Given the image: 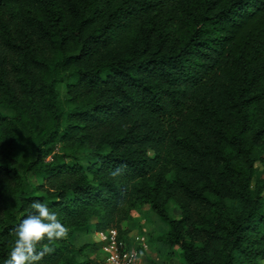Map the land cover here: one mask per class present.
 Wrapping results in <instances>:
<instances>
[{"label": "trees", "instance_id": "1", "mask_svg": "<svg viewBox=\"0 0 264 264\" xmlns=\"http://www.w3.org/2000/svg\"><path fill=\"white\" fill-rule=\"evenodd\" d=\"M34 201L42 264H107L71 240L133 247L144 207L185 264H261L264 0H0V264Z\"/></svg>", "mask_w": 264, "mask_h": 264}, {"label": "clouds", "instance_id": "2", "mask_svg": "<svg viewBox=\"0 0 264 264\" xmlns=\"http://www.w3.org/2000/svg\"><path fill=\"white\" fill-rule=\"evenodd\" d=\"M126 167L118 166L110 175L114 179L120 177ZM30 207L33 212L15 228V240L4 264H42L44 257L54 251L51 245L68 237L69 228L46 203L34 201Z\"/></svg>", "mask_w": 264, "mask_h": 264}, {"label": "rangeland", "instance_id": "3", "mask_svg": "<svg viewBox=\"0 0 264 264\" xmlns=\"http://www.w3.org/2000/svg\"><path fill=\"white\" fill-rule=\"evenodd\" d=\"M60 92L63 99L65 97L64 87L60 88ZM7 114L11 113L8 112ZM169 211L175 219L181 217L180 209L173 203L170 204ZM165 228H167V226L149 209V207H144L135 215L133 222L130 223L129 233L123 237V240L134 245L136 248H140V240H145L147 250L141 253L140 264H185L180 249L176 247H165L164 244L156 240ZM105 240L104 237H98L94 232L89 235L77 233L71 240V244L75 248H80L89 242H96L102 245V249H100L94 257L100 261L106 262V254L103 252ZM85 257L86 255L83 256L82 259ZM262 262H264V260L261 261V264Z\"/></svg>", "mask_w": 264, "mask_h": 264}, {"label": "built area", "instance_id": "4", "mask_svg": "<svg viewBox=\"0 0 264 264\" xmlns=\"http://www.w3.org/2000/svg\"><path fill=\"white\" fill-rule=\"evenodd\" d=\"M101 235L106 239L103 252L106 254L107 264H140L141 253L147 250L144 239L140 240V248H136L128 247L121 241L116 230Z\"/></svg>", "mask_w": 264, "mask_h": 264}, {"label": "crops", "instance_id": "5", "mask_svg": "<svg viewBox=\"0 0 264 264\" xmlns=\"http://www.w3.org/2000/svg\"><path fill=\"white\" fill-rule=\"evenodd\" d=\"M96 235L99 237V236H102L100 233H96Z\"/></svg>", "mask_w": 264, "mask_h": 264}]
</instances>
